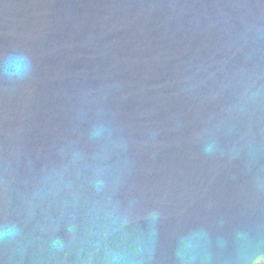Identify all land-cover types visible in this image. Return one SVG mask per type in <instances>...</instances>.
<instances>
[{
    "label": "water",
    "instance_id": "95a60500",
    "mask_svg": "<svg viewBox=\"0 0 264 264\" xmlns=\"http://www.w3.org/2000/svg\"><path fill=\"white\" fill-rule=\"evenodd\" d=\"M0 264H264V0H0Z\"/></svg>",
    "mask_w": 264,
    "mask_h": 264
}]
</instances>
